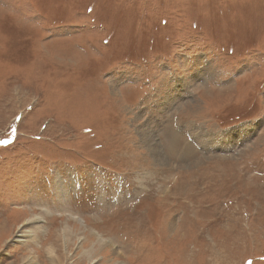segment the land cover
I'll list each match as a JSON object with an SVG mask.
<instances>
[{
	"label": "rangeland",
	"instance_id": "rangeland-1",
	"mask_svg": "<svg viewBox=\"0 0 264 264\" xmlns=\"http://www.w3.org/2000/svg\"><path fill=\"white\" fill-rule=\"evenodd\" d=\"M0 141V264H264V0H0Z\"/></svg>",
	"mask_w": 264,
	"mask_h": 264
},
{
	"label": "bare ground",
	"instance_id": "bare-ground-1",
	"mask_svg": "<svg viewBox=\"0 0 264 264\" xmlns=\"http://www.w3.org/2000/svg\"><path fill=\"white\" fill-rule=\"evenodd\" d=\"M222 138V137H221ZM144 139H145V142H147V145L150 147V149L155 153V155L157 156V157H160L161 155L159 154V153H161L160 152V149H159V145H158V142H157V140H156V138H155V135L153 134V133H151L150 131L148 132V131H145V133H144ZM212 139V138H211ZM210 139V140H211ZM213 144V143H212ZM62 179V178H61ZM60 189L64 192V189H62L61 187H60ZM38 219L40 220V221H42L41 219V216L39 217V216H37V215H31V217L29 218V219H27V221L25 220L24 222H27V224L28 225H36V224H38ZM33 222H35V224H33ZM26 225V224H25ZM69 231H71V230H69V229H67V228H63V234H66L67 232H69ZM28 231L26 230V231H22V232H20V234H19V240L18 241H16V242H27L28 240H31V238H34L35 237V233H34V231H29L28 233H27ZM70 234H74V233H70ZM29 235V236H28ZM64 236V246H65V251L68 253V251L67 250H69V249H67L68 248V242L70 241V239L67 237V236H65V235H63ZM70 237H72V236H70ZM75 237H76V235H75ZM28 238V240L27 241H24V239H27ZM23 239V240H22ZM51 246H52V244L49 246L50 248H49V252H50V254L52 255V260H54V258H55V251H54V248L52 247L51 248ZM64 248V247H63ZM70 254V253H69ZM28 260H34L35 261V258L32 256V257H30ZM57 264H61V262H57Z\"/></svg>",
	"mask_w": 264,
	"mask_h": 264
},
{
	"label": "snow or ice",
	"instance_id": "snow-or-ice-1",
	"mask_svg": "<svg viewBox=\"0 0 264 264\" xmlns=\"http://www.w3.org/2000/svg\"><path fill=\"white\" fill-rule=\"evenodd\" d=\"M0 143H2V144H7L8 141H0Z\"/></svg>",
	"mask_w": 264,
	"mask_h": 264
},
{
	"label": "trees",
	"instance_id": "trees-1",
	"mask_svg": "<svg viewBox=\"0 0 264 264\" xmlns=\"http://www.w3.org/2000/svg\"><path fill=\"white\" fill-rule=\"evenodd\" d=\"M11 145V144H10Z\"/></svg>",
	"mask_w": 264,
	"mask_h": 264
}]
</instances>
